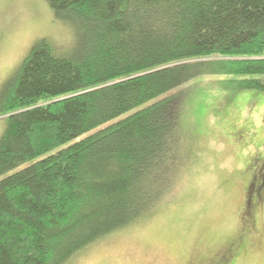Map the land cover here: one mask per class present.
Wrapping results in <instances>:
<instances>
[{"label": "trees", "instance_id": "16d2710c", "mask_svg": "<svg viewBox=\"0 0 264 264\" xmlns=\"http://www.w3.org/2000/svg\"><path fill=\"white\" fill-rule=\"evenodd\" d=\"M45 1L71 38L37 40L0 89V177L32 162L0 179V264H68L164 205L194 78L264 90V0Z\"/></svg>", "mask_w": 264, "mask_h": 264}, {"label": "rangeland", "instance_id": "374dc122", "mask_svg": "<svg viewBox=\"0 0 264 264\" xmlns=\"http://www.w3.org/2000/svg\"><path fill=\"white\" fill-rule=\"evenodd\" d=\"M42 38L55 44L71 38L45 0H0V89ZM187 86L184 119L190 128L172 196L68 264H264V197L251 214L245 208L249 164L264 158V90L229 92L216 76ZM4 127L0 117V136Z\"/></svg>", "mask_w": 264, "mask_h": 264}, {"label": "flooded vegetation", "instance_id": "af4514ba", "mask_svg": "<svg viewBox=\"0 0 264 264\" xmlns=\"http://www.w3.org/2000/svg\"><path fill=\"white\" fill-rule=\"evenodd\" d=\"M263 163H264V158L263 159H260L259 157H256V159L252 160L249 164V170L247 172V183H246V200H245V208L246 209H249L251 208V203H252V200H250V198H248V193H249V190H250V187L252 186L251 184L253 183V180L255 178V176H257L258 172L260 171V169L262 168L263 166ZM262 192L259 193L260 197L258 198L257 195L254 196L253 198V202L257 201V203L259 202L260 203V199L262 197H264V184L262 185ZM258 198V199H257ZM258 203V204H259ZM257 206V204H256ZM258 207V206H257Z\"/></svg>", "mask_w": 264, "mask_h": 264}]
</instances>
